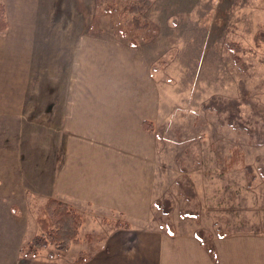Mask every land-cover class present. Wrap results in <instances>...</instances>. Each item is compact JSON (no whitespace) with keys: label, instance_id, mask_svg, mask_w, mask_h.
Returning <instances> with one entry per match:
<instances>
[{"label":"rangeland","instance_id":"374dc122","mask_svg":"<svg viewBox=\"0 0 264 264\" xmlns=\"http://www.w3.org/2000/svg\"><path fill=\"white\" fill-rule=\"evenodd\" d=\"M132 1L144 8L125 10ZM48 2V18L62 25L63 45L57 49L63 57L59 61L58 52L52 58L61 62L64 75L94 71L102 83L106 71H147L157 81L160 104L166 109V122L159 127L165 142L166 198H160V207L154 204L158 218L152 227L176 238L186 236L187 248L193 250L192 237L213 262L220 239L262 231L264 0ZM135 17L143 27L136 26ZM46 50L49 56L51 50ZM13 134L15 148L22 146L19 158L28 164L21 173L29 164L39 169L44 161L45 167L53 164L51 154L36 148L46 144L54 150V138L61 137L55 128L32 125L16 128ZM27 172L22 178L26 186L16 176L20 188L0 177V264H73L81 256L85 262L94 260L108 228L116 225L115 213L99 222L92 211L73 205L83 215L80 240L54 257L49 256L53 246L37 255L28 252L30 240L42 232L37 218L53 192L50 170ZM136 225L142 231L151 229L148 222ZM199 258L196 251L184 255L178 250L171 262L166 254L160 260L197 264Z\"/></svg>","mask_w":264,"mask_h":264},{"label":"crops","instance_id":"0c3cea01","mask_svg":"<svg viewBox=\"0 0 264 264\" xmlns=\"http://www.w3.org/2000/svg\"><path fill=\"white\" fill-rule=\"evenodd\" d=\"M1 1L9 27L0 34V177L20 188L21 182L26 186L27 170H50V197L92 211L95 221L115 213L116 223L129 224L109 227L94 260L82 264H174L160 259L166 254L171 262L178 250L184 255L196 251L197 264H264V226L220 239L216 262L192 237L193 250L186 236L152 227L158 218L154 204L166 196L165 142L159 132L166 109L155 78L147 71H106L99 84L94 71L64 75L58 62L63 51L57 49L63 45L62 25L48 18L49 0ZM32 125L55 128L61 135L53 140L59 151L46 144L36 148L51 154L53 164L45 167L44 161L42 169L29 164L21 173L28 164L19 158L22 146L15 148L13 131ZM143 222L151 229L136 228Z\"/></svg>","mask_w":264,"mask_h":264},{"label":"trees","instance_id":"16d2710c","mask_svg":"<svg viewBox=\"0 0 264 264\" xmlns=\"http://www.w3.org/2000/svg\"><path fill=\"white\" fill-rule=\"evenodd\" d=\"M143 8V5H138L134 1L125 6V10L140 11ZM134 20L136 21V26L143 27L139 24L136 17ZM8 27L9 22L6 14V6L0 0V34ZM146 127L150 128L147 124ZM156 204L160 207V200H158ZM37 221L41 225L42 232L35 235L28 243V252L32 255H37L43 248L53 246L54 249L49 251V256L54 257L57 255V252L68 250L72 243L80 240L79 234L83 224V215L75 207L65 201L53 197L49 198L42 209V213L38 216ZM116 225L129 227L128 223L122 224L117 222ZM87 236L89 239L92 237L91 234ZM84 262L85 259L83 256L74 261L75 264H82Z\"/></svg>","mask_w":264,"mask_h":264}]
</instances>
